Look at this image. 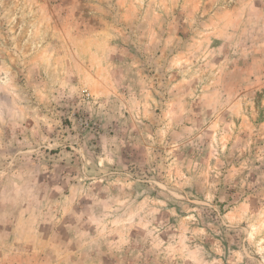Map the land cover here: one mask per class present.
<instances>
[{"label": "rangeland", "instance_id": "374dc122", "mask_svg": "<svg viewBox=\"0 0 264 264\" xmlns=\"http://www.w3.org/2000/svg\"><path fill=\"white\" fill-rule=\"evenodd\" d=\"M0 264H264V0H0Z\"/></svg>", "mask_w": 264, "mask_h": 264}]
</instances>
